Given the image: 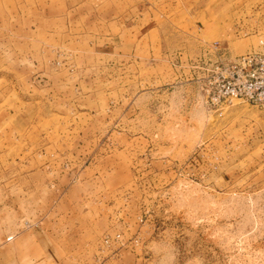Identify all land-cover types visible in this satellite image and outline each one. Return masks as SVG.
I'll list each match as a JSON object with an SVG mask.
<instances>
[{
  "label": "rangeland",
  "instance_id": "obj_1",
  "mask_svg": "<svg viewBox=\"0 0 264 264\" xmlns=\"http://www.w3.org/2000/svg\"><path fill=\"white\" fill-rule=\"evenodd\" d=\"M264 52V0H0V264H264V109L208 67Z\"/></svg>",
  "mask_w": 264,
  "mask_h": 264
},
{
  "label": "built area",
  "instance_id": "obj_2",
  "mask_svg": "<svg viewBox=\"0 0 264 264\" xmlns=\"http://www.w3.org/2000/svg\"><path fill=\"white\" fill-rule=\"evenodd\" d=\"M234 64L241 67L235 74L228 73V70L220 71L215 79L211 74L220 68L208 67L204 69V79H198L199 83L206 82L208 93H212V104L222 107L241 100L264 109V52L243 56Z\"/></svg>",
  "mask_w": 264,
  "mask_h": 264
}]
</instances>
